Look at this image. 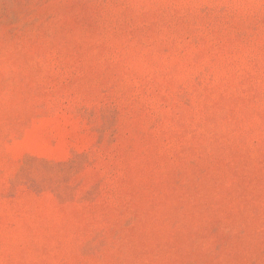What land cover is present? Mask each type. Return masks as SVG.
<instances>
[{
	"label": "rangeland",
	"instance_id": "374dc122",
	"mask_svg": "<svg viewBox=\"0 0 264 264\" xmlns=\"http://www.w3.org/2000/svg\"><path fill=\"white\" fill-rule=\"evenodd\" d=\"M0 264H264V0H0Z\"/></svg>",
	"mask_w": 264,
	"mask_h": 264
}]
</instances>
